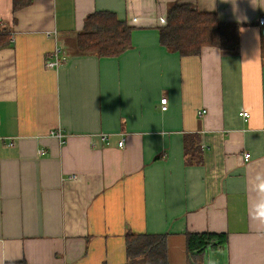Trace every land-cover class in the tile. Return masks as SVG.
<instances>
[{
	"label": "crops",
	"instance_id": "1",
	"mask_svg": "<svg viewBox=\"0 0 264 264\" xmlns=\"http://www.w3.org/2000/svg\"><path fill=\"white\" fill-rule=\"evenodd\" d=\"M174 3L238 24V52L169 50ZM13 4L0 0V264H126L128 232L167 234L169 264L188 263V232L227 233V264H264V0ZM97 11L133 27L128 50L77 52ZM57 43L65 60L47 68Z\"/></svg>",
	"mask_w": 264,
	"mask_h": 264
},
{
	"label": "trees",
	"instance_id": "2",
	"mask_svg": "<svg viewBox=\"0 0 264 264\" xmlns=\"http://www.w3.org/2000/svg\"><path fill=\"white\" fill-rule=\"evenodd\" d=\"M30 2L31 0H14L13 10L17 11ZM166 21L160 27V38L169 50L178 51L182 55L199 54L205 46H217L225 54H233L239 50L240 26L221 22L215 13L201 12L191 4L174 3L168 9ZM132 31L133 27L120 20L113 12H93L86 17L84 27L77 35V52L97 56L120 55L131 47ZM5 40V37H0V47ZM190 136L194 135L187 136L185 141L187 163L193 162L198 150L190 143ZM227 242V233L188 232L187 264H204L203 254L207 250H219ZM168 250L167 234L128 232L126 235V264H169Z\"/></svg>",
	"mask_w": 264,
	"mask_h": 264
},
{
	"label": "built area",
	"instance_id": "3",
	"mask_svg": "<svg viewBox=\"0 0 264 264\" xmlns=\"http://www.w3.org/2000/svg\"><path fill=\"white\" fill-rule=\"evenodd\" d=\"M262 23H264V17L261 19ZM160 22L162 24H166L167 21H166V18L165 17H162L160 18ZM47 35L49 37H53L55 38V40L57 41V33L56 31H48L47 32ZM65 57H66V53H65V50L63 47H61L58 43L56 44L55 48H54V51L53 53L51 54L50 58L46 61V67L47 68H57L59 67L65 60ZM167 98H162L161 99V105H162V110L163 111H166L168 109V106H167ZM205 112V110L203 111ZM242 115L244 117H248L249 116V113L248 112H243ZM51 135L55 136V137H58L59 139H64V137L66 136L62 131L60 130H55V131H52L51 132ZM103 138L105 139L106 136L103 135ZM123 142L121 141L120 142V145H122ZM42 153H44L43 150H41ZM251 154L249 152L245 153V157L246 158H250Z\"/></svg>",
	"mask_w": 264,
	"mask_h": 264
},
{
	"label": "clouds",
	"instance_id": "4",
	"mask_svg": "<svg viewBox=\"0 0 264 264\" xmlns=\"http://www.w3.org/2000/svg\"><path fill=\"white\" fill-rule=\"evenodd\" d=\"M256 180L258 183L254 185V190L257 193V197L252 205V217L254 220L264 223V178L257 176Z\"/></svg>",
	"mask_w": 264,
	"mask_h": 264
},
{
	"label": "rangeland",
	"instance_id": "5",
	"mask_svg": "<svg viewBox=\"0 0 264 264\" xmlns=\"http://www.w3.org/2000/svg\"><path fill=\"white\" fill-rule=\"evenodd\" d=\"M204 264H227L225 252L207 250L204 253Z\"/></svg>",
	"mask_w": 264,
	"mask_h": 264
}]
</instances>
